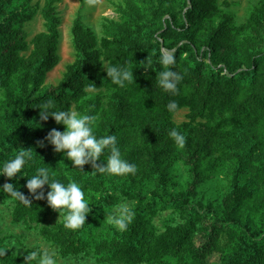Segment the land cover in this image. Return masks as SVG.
Here are the masks:
<instances>
[{
	"label": "trees",
	"instance_id": "trees-1",
	"mask_svg": "<svg viewBox=\"0 0 264 264\" xmlns=\"http://www.w3.org/2000/svg\"><path fill=\"white\" fill-rule=\"evenodd\" d=\"M56 1L46 0L47 30L34 37L26 56L25 24L37 7L33 0H0V88L7 89V107L0 114V165L29 150L33 161L22 169L24 175H33L36 166L48 167L52 178L80 184L90 203L91 211L80 229H66L63 221L43 225V238L58 247L62 257L93 253L99 264H208L214 254L218 255L214 264H264V0L249 18L263 45L258 50L234 45V32L227 23L199 35L208 20L219 15L218 0H142L141 4L129 0L119 8L121 21L106 25L100 48L97 36L77 20L76 59L56 86L42 90L47 73L61 59ZM161 49L174 50L175 70L183 76L174 96L155 85L162 70L157 63ZM106 62L126 65L135 80L125 87L113 84ZM18 73L20 81L12 85ZM89 88L115 90L98 136L117 137L122 157L137 166L134 174H100L91 164L84 165L83 171L72 165L66 172L61 165L63 153L47 142L49 131H64L65 126L52 117L40 121L38 106L51 102L55 109L75 106L83 114L96 115L97 101L83 103ZM171 100L179 105L174 113L166 107ZM183 108L188 109V121L176 125L171 118ZM173 128L185 137L178 156L191 175L189 187L178 194L170 190V159L178 150L169 135ZM227 162L231 163L230 186L221 206L192 204L200 184ZM27 176H0V187L14 184L30 205L2 189L0 199L14 203V223L45 224L59 212L47 203L49 186L43 189L45 199L37 200L26 187ZM145 180L155 184L150 198L138 186ZM123 198L136 201L133 220L124 231L99 234L101 224ZM169 210L179 213L183 221L156 232L152 220ZM0 249H7L0 264L23 263L24 257L2 240Z\"/></svg>",
	"mask_w": 264,
	"mask_h": 264
},
{
	"label": "rangeland",
	"instance_id": "rangeland-1",
	"mask_svg": "<svg viewBox=\"0 0 264 264\" xmlns=\"http://www.w3.org/2000/svg\"><path fill=\"white\" fill-rule=\"evenodd\" d=\"M128 1L129 0H96L93 5H88L86 0H57L54 3L56 13L60 19L58 26L60 36L58 53L61 59L58 65L47 73L42 90L56 86L63 78L67 70V65L73 63L76 59L73 34V28L76 21L78 20L83 28L91 31L97 36V47L100 48V41L102 37L105 36L106 25H109L112 22L121 21L119 8L125 7ZM131 1L141 4L142 0ZM145 1L147 2V0ZM224 1L225 0H218V5L220 7L219 15L208 20L207 27L201 29L199 35L202 37L206 36L209 31L227 23L234 32V45H236L240 50H258L259 47H263L259 35H257V33L253 30L252 25L249 24L251 14L260 7L261 0H226V4ZM45 4L46 0H33V5L37 7V12L33 19L29 20L25 24V30L28 33L29 50L23 52V55H29L33 49L34 37L47 30L46 20L43 16V8L45 7ZM180 10L181 7H177L175 11L179 13ZM169 12H171V9H169ZM241 25L245 26L242 28H235V26ZM107 63L108 62H106L105 65H107ZM21 76L22 75L20 73L16 74L12 79V85L18 84ZM114 91L115 90L111 88H89L88 95L83 100L84 104L91 100L99 103L96 115L98 114L100 119L94 128V132L97 136L100 133V129H102L101 127L105 121V114H107L109 109V102ZM6 98L7 89L0 88V114L4 113L6 110ZM72 111L83 114L79 112L75 106H73ZM187 113L188 109L183 108L174 114L171 121L176 125H180L188 121ZM182 153L183 147L178 146V150L175 152L172 159H170L171 164L169 166V172L172 177L170 190L174 194H178L186 190L191 183L190 168L185 165L182 159L178 156ZM61 165L64 167L66 172H69L72 167V162L64 156L61 160ZM230 171V162H227L223 166L217 168L213 178L206 179L200 184L198 196L191 200L192 204L205 207L210 202L213 203L216 208L220 207L223 197L230 186ZM138 186L144 194L148 196V198L151 197L152 191L155 189L154 182L149 180L140 182ZM122 201L128 202L132 209L136 207L135 200L123 198L120 202ZM13 208L14 203L11 200L0 199V240H2L14 254L24 257L22 264H26L25 257L28 253L34 248H40L41 245L43 248L54 251L57 254V264H99L93 253L62 257L58 247L43 238L40 233V228L43 225L53 226L63 221L60 213L49 216L45 224H40L38 226L32 224L29 227L28 224L24 222L19 224L13 222ZM216 212L219 213L220 211L217 209ZM180 221H183L182 217L174 210L160 211L159 214L152 220V225L156 232H161L168 225L175 224ZM115 229L116 228L112 225L108 224L106 218L101 224L98 233L107 234ZM200 239V236H197L196 240L198 241ZM217 258V254L212 255L208 264H214L217 261Z\"/></svg>",
	"mask_w": 264,
	"mask_h": 264
},
{
	"label": "clouds",
	"instance_id": "clouds-1",
	"mask_svg": "<svg viewBox=\"0 0 264 264\" xmlns=\"http://www.w3.org/2000/svg\"><path fill=\"white\" fill-rule=\"evenodd\" d=\"M95 2L96 0H86L88 5H93ZM176 62L174 50L161 49L157 63L162 66V70L157 72L155 85L173 96L178 94V84L183 79V76L175 70ZM107 76L113 84L120 87H125L127 82L135 80L134 71L126 65H107ZM166 107L170 113H174L178 110L179 105L175 100H171ZM38 108L41 110L40 121H47L49 117H52L57 124L65 126L64 131L53 128L48 132L46 140L54 147L55 152L63 153L72 162L73 168L83 171L84 165L91 164L100 174L114 177L136 172L137 166L122 157L115 135L97 136L95 134L94 128L100 119L98 114H80L70 109H55L51 102L38 106ZM37 124L42 126L38 122ZM169 135L177 146H184L185 137L177 129H171ZM105 152L108 153L107 159L102 160L101 156ZM30 161H33V157L30 151L25 149L0 165V176H6L9 179L18 174L27 176L22 173V169ZM97 161L106 163L98 164ZM45 185L50 188L46 194L47 203L53 210L61 214L64 228L73 231L80 229L91 211L90 203L85 199V192L81 185L76 181L62 183L60 180L52 178L48 167L36 166L35 173L28 178L26 187L35 199L41 200L45 199L43 191ZM0 189L10 197L30 205V200L14 184L6 183ZM133 217L134 212L129 203L122 201L107 216V222L114 228L124 231ZM6 250L0 249V257L4 256ZM25 260L26 264H57V254L41 245L40 248L32 249Z\"/></svg>",
	"mask_w": 264,
	"mask_h": 264
}]
</instances>
